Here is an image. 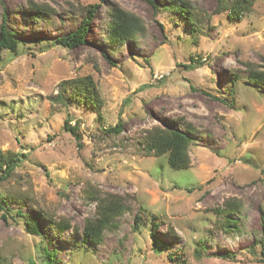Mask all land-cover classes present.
Returning <instances> with one entry per match:
<instances>
[{
	"label": "rangeland",
	"instance_id": "374dc122",
	"mask_svg": "<svg viewBox=\"0 0 264 264\" xmlns=\"http://www.w3.org/2000/svg\"><path fill=\"white\" fill-rule=\"evenodd\" d=\"M29 1L55 15L29 16ZM187 1L200 33L141 0H0V22L4 13L18 42L17 56L0 49V151L17 157L0 181V264H47L46 253L54 264H264V90L247 81L248 64L264 72V0H251L238 20L214 14L215 0ZM87 5L96 10L84 42L56 45ZM112 6L138 16L143 34L110 47L103 20ZM85 77L99 114L54 103L63 81ZM65 121L78 127L79 142ZM117 123L122 131L109 135ZM184 123L194 129L188 169L142 153L146 130ZM105 194L124 197L130 211L89 247L85 220ZM227 203L236 212L219 214ZM141 210L160 226L135 227ZM17 212L51 219L31 235ZM225 218L237 228L223 231Z\"/></svg>",
	"mask_w": 264,
	"mask_h": 264
},
{
	"label": "trees",
	"instance_id": "16d2710c",
	"mask_svg": "<svg viewBox=\"0 0 264 264\" xmlns=\"http://www.w3.org/2000/svg\"><path fill=\"white\" fill-rule=\"evenodd\" d=\"M151 7L154 13H171L179 16L186 24L191 26V30L196 33L201 32L202 22L195 20L193 8L187 0H161L162 5H157L155 0H141ZM216 6L214 14L226 13L230 20L240 19L244 13L249 10L251 0H215ZM30 14L29 16L36 19L43 15H55L53 10L47 4H38L32 1L28 3ZM78 11L85 14V17L80 22L78 28L59 39L55 40V44L66 49H74L84 42L89 28V23L92 15L95 13L94 5L78 6ZM106 18L103 20L105 24V39L110 46H118L127 41L136 40L144 32V25L141 19L133 13L126 12L112 6L111 10H106ZM4 14V13H3ZM1 15L0 22V49L6 50L13 56H17L18 42L14 39L13 34L7 30L4 24V15ZM247 81L249 84L260 87L264 90V72H260L254 65H247ZM234 85L235 82H230ZM60 93L54 99V103L66 107L71 102L87 107H94L96 113L99 114L101 105L96 87L90 77L79 78L75 80L63 81L59 85ZM233 89V88H232ZM183 130L168 128V127H152L144 132V135L138 141L142 153L147 156L159 158L166 156L168 166L173 170H186L190 166V157L188 149L193 143L191 134L194 129L190 124H182ZM63 130L68 132L76 142H79L81 137L77 126H70L68 121L64 122ZM109 135H118L122 131L120 123H117L113 128L105 130ZM17 157L11 153H2L0 151V181L6 180L12 173ZM9 199V198H8ZM12 201L19 202V198H11ZM95 215L92 218L85 220L83 228V243L89 247L98 246L102 243L103 234L105 231L113 228L114 222L124 213L130 211V207L126 203L124 197H119L112 194H105L103 197H98ZM22 201L19 203L22 206ZM226 208L219 214H231L236 212L237 206L225 204ZM20 210V208H19ZM238 212V211H237ZM24 218L25 231L28 234L41 236L38 220L41 218H50L42 213H28L21 215ZM52 221V220H51ZM157 219L153 215H147L144 210H141V216L138 214L134 217V225L138 227L148 223L151 230L157 229L160 225L156 222ZM225 222L221 223L223 231L229 233L231 229H236L237 223L225 218ZM52 223V222H51ZM54 229L63 231L66 226L53 222ZM168 228V226H167ZM53 229V228H52ZM169 229V228H168ZM152 234V232H151ZM153 235V234H152ZM50 258L47 264H54L51 260L53 255L46 253ZM226 257V256H225Z\"/></svg>",
	"mask_w": 264,
	"mask_h": 264
}]
</instances>
